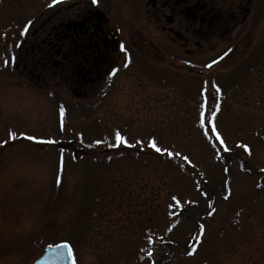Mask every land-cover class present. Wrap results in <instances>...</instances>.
Wrapping results in <instances>:
<instances>
[{
    "label": "rangeland",
    "instance_id": "374dc122",
    "mask_svg": "<svg viewBox=\"0 0 264 264\" xmlns=\"http://www.w3.org/2000/svg\"><path fill=\"white\" fill-rule=\"evenodd\" d=\"M95 1L122 46L92 100L16 84L28 8L0 23V264H264V0Z\"/></svg>",
    "mask_w": 264,
    "mask_h": 264
},
{
    "label": "flooded vegetation",
    "instance_id": "af4514ba",
    "mask_svg": "<svg viewBox=\"0 0 264 264\" xmlns=\"http://www.w3.org/2000/svg\"><path fill=\"white\" fill-rule=\"evenodd\" d=\"M185 1L176 0L179 4ZM10 4L28 8L25 31L13 57L15 72L25 80L19 77L16 84H35L40 90L47 86L44 74L59 69L66 74L67 87L75 100H92L106 93L115 74L121 41L117 30L115 36L105 28L104 20L109 17L103 10L88 0H0V10L6 15L0 19L3 26L10 20ZM200 7V0H193L186 14L194 19ZM5 35L1 42L7 40Z\"/></svg>",
    "mask_w": 264,
    "mask_h": 264
},
{
    "label": "water",
    "instance_id": "95a60500",
    "mask_svg": "<svg viewBox=\"0 0 264 264\" xmlns=\"http://www.w3.org/2000/svg\"><path fill=\"white\" fill-rule=\"evenodd\" d=\"M107 24V22H105ZM108 25V24H107ZM108 26V32H110ZM111 33V32H110ZM35 264H74L69 246L62 243L56 246H47Z\"/></svg>",
    "mask_w": 264,
    "mask_h": 264
}]
</instances>
